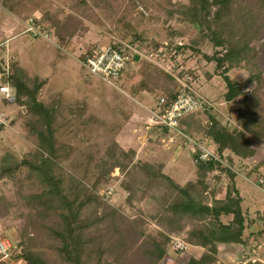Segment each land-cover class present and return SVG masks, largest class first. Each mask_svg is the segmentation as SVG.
<instances>
[{"label":"rangeland","instance_id":"rangeland-1","mask_svg":"<svg viewBox=\"0 0 264 264\" xmlns=\"http://www.w3.org/2000/svg\"><path fill=\"white\" fill-rule=\"evenodd\" d=\"M197 1L0 0V60L5 69L0 85L7 84L6 71L12 67L28 86L37 87L35 100L52 108L49 137L37 112L0 99V239L14 246L21 243L19 251L42 253L48 263L63 264L55 233L62 228L60 215L67 213L66 199L72 210L81 203L78 220L89 222L78 232L91 237L102 233L103 246L108 238L103 233L115 240L129 223L142 232L133 237L124 257L104 251L103 259L90 258L86 264H187L206 253V247L186 241L190 230L201 228L200 222L194 225L185 217L180 231L168 232L169 221L158 215L176 191L165 178H148L149 172L159 171L183 186L198 177L191 143L146 127L147 107L177 89L173 74L181 80L191 77L195 89L214 105L212 112L190 117L186 127L192 138L203 137L216 152L206 134L212 117L231 134L242 133L249 140L244 158L224 151L221 165L230 166L232 180L226 171L214 169L205 176L207 188L199 185L195 193L189 191L213 205L233 185L241 198L247 221L244 244L220 245L212 264H264V0H229L217 24L212 19L219 5L207 0L209 5L201 7ZM30 19L51 31L49 39L25 32ZM208 27L217 39L251 49L228 71L241 84V94L231 102L224 98L220 75L226 64L217 67L205 58L223 56L228 48L213 46ZM134 38L145 52L120 78L108 82L85 70L88 52ZM38 128L51 138L52 148L40 139ZM37 167L52 180L55 193ZM89 195L94 200L85 202ZM105 207L117 212L113 227L119 233L104 220L109 218ZM231 218L222 215L221 222ZM162 234L170 237L167 255L150 260L149 244ZM174 239L183 243V250H176ZM88 245L94 250L100 244Z\"/></svg>","mask_w":264,"mask_h":264},{"label":"trees","instance_id":"trees-1","mask_svg":"<svg viewBox=\"0 0 264 264\" xmlns=\"http://www.w3.org/2000/svg\"><path fill=\"white\" fill-rule=\"evenodd\" d=\"M197 2L201 7H206V5H209L210 3L207 0H198ZM213 3H217L219 5L217 13L212 19V22L217 24V22H220L223 16L222 13L226 12L227 6H229L230 2L229 0H213ZM208 22L210 24V21ZM207 30L210 32L213 46H223L228 48V53L224 54L223 56L214 55L211 57L206 56L205 58L213 59L217 67L226 64L227 67H224L221 70L220 75L223 77L226 88L224 98L226 99V101L231 102L241 94V84L238 81L231 79L228 76V71L233 65H238L239 62L243 61L246 58L245 53L247 55L249 52H251V49H248L247 46L236 44L233 41L231 42L229 39H222V37H219V39H217L216 31L214 30L215 32H212L213 30L211 29V27H208ZM230 35L234 38L233 30ZM130 41L135 42L136 38ZM177 49L180 50L182 49V47H177ZM138 60L139 58L137 56H134L132 62L134 61L135 63ZM3 70L5 72L4 65L0 60V72H2ZM11 71H13L12 67L8 68L6 71V73H8L6 77V83L15 91V104L20 106H27L28 112H37L42 118L41 121L39 120V122L43 123V125L46 126V129L49 132V137H51L49 124L52 117V108H46L42 104L38 103L35 100L37 87L31 88L21 79V77L17 73ZM124 74L125 72L122 73V75ZM164 76L167 75L164 74ZM249 80H253V78H250ZM167 93L168 94L166 95V97H162H164L167 102H170L176 96V89L170 90ZM209 112L212 111H202V113ZM192 116H195V114L188 115L180 121V128H182L184 132L191 133L190 129L187 128L186 125H189V119ZM210 118L211 123L206 134L209 137H212L217 146L216 155L218 159L207 161L205 163H195L198 170V177L195 179V181L188 180L183 186H180L175 182L173 183V181H171L168 177H165L163 173L162 175L159 171L149 172L151 175L148 174V178L154 181L158 180L159 178L167 179V181L173 184V187L176 191V196H174L171 201H169L167 198L166 204L162 205V212L158 215V217H161L160 219L165 218L169 221L167 227L169 233H176L180 231L185 224V217H187L188 220L194 225L199 222L201 223V228H196L188 232V239L186 241L190 244L206 247L207 252L198 259H190L187 264H212L215 262L214 254H216V252L218 251L217 248L220 245H243L244 241L242 239V236L247 226V221L245 220V217L241 212V198L238 194V190L233 187V185H230L229 187L227 186L225 191V198L213 205L202 203L201 201L196 200L195 197L189 195V191H194L195 193L197 191V186L199 185L202 186V189L207 188L208 184L206 181H204V179L206 178L205 176L208 172L214 169L219 170V172H221L222 170L226 171L229 174V178L232 180L235 175L231 171L230 166L221 165L222 161L224 159L226 160L224 151L228 150L234 155L239 156L240 158H244L245 151L248 147L249 140L245 137L244 134H231L214 118ZM36 131L40 139L45 143L47 142L49 148H52L53 144L51 138H45L41 128H38V130ZM162 133H164V131ZM195 157L196 155L193 154V161ZM228 160L230 163L231 158L228 157ZM45 162V160H42V167H45ZM36 169L41 172L45 182L47 184H50V191L52 193H55V186L52 180L47 176V173L45 171L43 172V169H41V167H37ZM3 170L4 169H2V171ZM216 179H218V177H216ZM127 190H129L130 192L131 189L128 188ZM131 192H133V190ZM196 194L200 196V194ZM93 200V195H89L86 197L85 202H90ZM63 203L65 206H67V213L60 215L62 218L60 226L62 228L59 232L55 233V236L60 240L56 252L58 253L59 260L63 262V264H86L87 259L90 258L103 259L101 255L104 254V251L113 253L117 258L124 257L127 248L131 247L132 245L131 242H133V237H135V235L139 237L142 235V232H137L134 229V225L129 223L127 224L126 228L124 227L120 229L122 234L115 240H112V238L110 239L106 233H103V236L106 235L108 237L107 239L105 238L107 246H103L102 242L100 241L102 233H96L94 237H91L87 234H82V232H78L79 229H82L83 227L89 225V222L85 220H78V209L82 206V204L80 203L77 209L72 210L70 208V204L68 203V201H66V199H64ZM105 209H108L109 211L105 212L107 216H109V218L106 219L105 217L104 220L112 223L111 229L115 233H119V231L115 230L113 227L114 221L116 220V217L118 215L117 212L112 207H105ZM222 215H231L232 218L228 223H223L221 222ZM31 226H34L33 221L31 222ZM169 238L170 237L168 235L162 234L160 240L157 241L155 239L154 241L150 242V247L148 249V258L150 260L154 259L158 261L163 256L167 255V251L169 248L168 243L170 241ZM89 241L100 245L95 246L94 250H88V243L90 244ZM20 244L21 243H17L15 246L12 245L13 248L16 247V250H11L9 258H7L6 260H0V264H11L12 262L18 260H22L25 264H55L48 263L43 257L42 253L22 250L19 251L22 248ZM130 256L131 258H133V255ZM104 262V264H109L108 261Z\"/></svg>","mask_w":264,"mask_h":264},{"label":"built area","instance_id":"built-area-1","mask_svg":"<svg viewBox=\"0 0 264 264\" xmlns=\"http://www.w3.org/2000/svg\"><path fill=\"white\" fill-rule=\"evenodd\" d=\"M38 23V20L30 19L25 32L33 38L43 36L49 39L51 31ZM143 52L145 51L141 50L140 45L130 40L112 41L108 47L88 52L84 56L83 65L90 75H98L104 81L113 82L127 70L134 56L140 58ZM171 75L178 84L176 96L170 102H167L164 97H158L147 107L146 127L154 129L161 136L171 140L173 137H179L185 142L184 144L191 143L192 153L196 155L195 163L218 159L216 152L207 148L209 145L206 144V139L192 138L179 125L184 117L196 114L198 111H212L214 105L195 89L191 77L187 76L181 80L176 75ZM0 99L7 105L15 103V92L8 84L0 85ZM259 183H262V180ZM173 244L176 250L184 249L183 243L177 239H174ZM11 247L12 244L8 239H0V260L9 258Z\"/></svg>","mask_w":264,"mask_h":264},{"label":"crops","instance_id":"crops-1","mask_svg":"<svg viewBox=\"0 0 264 264\" xmlns=\"http://www.w3.org/2000/svg\"><path fill=\"white\" fill-rule=\"evenodd\" d=\"M137 101V100H136ZM0 103H1V100H0ZM137 104H139V102H137ZM2 111V110H1Z\"/></svg>","mask_w":264,"mask_h":264}]
</instances>
